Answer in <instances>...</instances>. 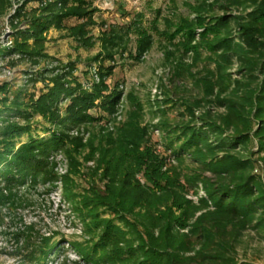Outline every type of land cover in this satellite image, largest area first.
<instances>
[{
    "label": "trees",
    "instance_id": "obj_1",
    "mask_svg": "<svg viewBox=\"0 0 264 264\" xmlns=\"http://www.w3.org/2000/svg\"><path fill=\"white\" fill-rule=\"evenodd\" d=\"M11 1L0 0V16L12 7ZM29 1L37 7L26 13ZM170 2L175 6V0ZM182 5L193 19L162 17L157 10L148 27L139 13L123 24L97 22L89 0H25L11 16L12 39L9 48L0 50V62L11 55L31 66L52 61L45 48L49 29L64 31L85 49L96 43L99 48L91 58L98 82L89 90L73 78L74 63L62 66L57 61L30 80L42 83L37 95L20 100L22 92H12L8 102L10 89L0 85V114L12 112L25 124L1 121L0 207L15 205L18 190L27 182H55L49 157L60 152L67 160L63 197L84 238L80 244L27 236L19 264H48L63 250V242L82 264H246L233 257L241 232L252 228L264 237V0H195ZM216 7L221 17L212 14ZM235 10L237 16L228 15ZM70 20L76 24L67 27ZM22 24L25 30L19 29ZM95 27L97 37L92 35ZM152 35L165 60L176 64L179 77L184 66L176 60L191 54L196 64L205 50L219 73L214 82L212 75L202 79L205 97L225 107L224 115L211 119L208 112L196 118L200 102H184L188 120L171 130L164 127L168 144L161 154L142 124L139 99L108 85L118 60L140 61L154 43ZM232 56L239 57L247 74L245 84L229 83L226 69ZM254 73L260 77L256 84ZM121 99L128 108L126 118L109 131ZM34 116L46 124L47 137L31 135ZM92 125L104 128L85 142L80 133L70 134L86 132ZM24 135L27 140L22 142ZM254 140L257 160L247 154ZM169 157L175 166H167ZM187 157L191 168L184 171ZM189 194L197 197L196 203Z\"/></svg>",
    "mask_w": 264,
    "mask_h": 264
},
{
    "label": "rangeland",
    "instance_id": "obj_2",
    "mask_svg": "<svg viewBox=\"0 0 264 264\" xmlns=\"http://www.w3.org/2000/svg\"><path fill=\"white\" fill-rule=\"evenodd\" d=\"M25 0H12V7L0 16V50L10 47L12 39V28L10 23L11 16L15 13ZM171 0H89L92 7L97 10L94 15L96 21H106L107 24H123L135 14H143L144 26L148 27L149 21L154 18V12L159 10L162 17L182 16L194 18L188 10L182 5L183 3L195 4V0H175V6ZM37 7L35 2L29 1L24 6V12ZM123 14H128L125 17ZM213 15L221 17L223 13L219 8L213 9ZM238 11H232L229 16H237ZM76 24L74 20L66 22V26ZM159 29L162 30V22H158ZM20 30H25L26 26L22 24ZM99 28L92 29L93 37H97ZM153 36V45L145 53L140 61L133 63L128 59L118 60L113 76L109 79L108 85L112 88L116 86L124 94L132 92L142 103V124L148 127V133L155 144L157 152H163L167 146L166 125L171 130L176 125L186 123L188 120L184 111V102L195 104L200 102L199 108L196 109L195 116L199 118L203 114L210 113V118L225 114V107L212 103V98H206L203 89L202 79L212 75V82L217 78L216 65L209 62V55L203 50L200 52L199 61L195 64L192 62V55L186 54L182 59H177V63L184 66L182 75H175L176 64L168 62L163 57V52L158 46V39ZM233 36L237 37V31H233ZM133 47V44H131ZM46 54L52 61L37 66H31L27 62L17 59L16 55H11L4 61L0 62V85L5 84L10 89L9 101L12 100V92H22L20 100H23L29 94L37 95L42 89V83L30 82L34 79V75L42 69H50L54 67L55 61L66 66L68 62L74 63L75 70L73 78L82 84L87 90L91 88L93 83L98 82L97 70L95 63L91 58L98 52V43L91 49H85L77 45L72 39L66 37V33L49 29L46 33ZM237 56L230 58V65L226 69L229 83L240 82L245 84L247 74L244 72L240 59ZM11 63H16L13 67ZM254 84L260 82L259 75L253 74ZM253 84V85H254ZM230 88L225 93L227 96ZM165 96H168L167 99ZM229 97V95L227 96ZM168 103H164L165 101ZM118 113L115 115L114 123L107 125L109 131L117 127L126 118L127 105L123 99L120 100ZM9 106V105H8ZM1 108V107H0ZM91 114H95L91 112ZM8 120L9 123H18L25 125L23 119L14 115L12 112L0 114L1 121ZM197 120V119H196ZM197 127L201 125L196 121ZM46 128L39 116L31 119V135L33 137L45 138L48 136ZM103 125H92L86 132L81 129L79 132L74 131L72 136L80 133L85 142L92 133L97 132ZM230 134L231 131L229 130ZM27 140L24 135L22 142ZM248 155L251 153L252 158L257 160L256 140L252 141L248 146ZM245 154V153H244ZM169 155V154H168ZM262 156V154H260ZM49 161L54 164V172L57 176L55 182L41 183L31 185L27 182L18 190L16 204L13 206L0 207V264H19L22 260L21 252L25 245L27 236L40 238H51L53 241L63 238L65 241H73L83 244L82 227L75 217L72 209L63 197L62 178L67 173V160L60 152L50 155ZM176 163L173 158H167V166L173 167ZM87 166H91L88 164ZM191 168V162L188 157L183 165V170ZM84 172V171H83ZM76 183L84 186L82 179H76ZM79 190V189H78ZM199 196L203 193L201 188L198 191ZM188 199L194 203L197 197L188 195ZM39 237V239H38ZM63 250L50 257L48 264H82L79 261L77 253L67 244L63 242L61 245ZM233 257L238 263L246 264H264V237L252 228L242 231L237 239L234 248Z\"/></svg>",
    "mask_w": 264,
    "mask_h": 264
}]
</instances>
